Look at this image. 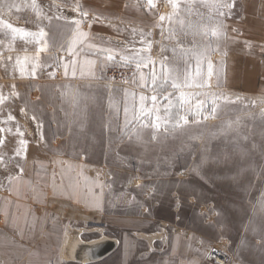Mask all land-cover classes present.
Here are the masks:
<instances>
[{"label":"rangeland","instance_id":"374dc122","mask_svg":"<svg viewBox=\"0 0 264 264\" xmlns=\"http://www.w3.org/2000/svg\"><path fill=\"white\" fill-rule=\"evenodd\" d=\"M140 2L161 10L160 16L165 17L163 21L153 17L152 47L145 54L156 63L142 71L159 70V61L166 58V64L178 73L186 68L194 72L195 58L182 56L179 49L203 50L209 44L214 49L208 56L214 74L207 78V63L201 69L210 87L173 90L168 85L159 93L160 115L168 103L162 97L172 93L170 98L175 99L180 91L210 93L208 100L215 99L216 111H211V103L202 114L180 110L188 123L167 133L161 129L156 139L150 127L141 132L139 140L123 135V103L131 109L134 93L139 108L141 93L153 95L139 87L138 80L133 82L135 65L120 59L144 47L141 32L132 34L137 47L133 43L132 49L123 48L120 56L107 62L98 80L51 79L48 74L55 71L52 54L61 50L39 51V66L33 75L38 49L0 47V97H5L0 103V170L25 167L27 161L16 155L21 140L35 138L34 146L39 149L85 155L106 173L110 208L101 217L59 209L67 238L78 231L84 242L106 236L121 250L146 249L150 234L165 230L199 242L208 249V259L211 250L221 248L229 254L231 264H264V97L220 87L223 37L199 34L202 26L215 24V19H209L217 15L211 7L200 0H174V12L173 0H153L154 7L147 0ZM236 8L235 3L231 15ZM57 12V32H46V41L59 43L66 37L68 19L59 7ZM42 22L48 28V21ZM144 34L148 39V32ZM7 36L13 41L18 34ZM30 39L25 38L26 42ZM121 259L118 255L116 264Z\"/></svg>","mask_w":264,"mask_h":264},{"label":"crops","instance_id":"0c3cea01","mask_svg":"<svg viewBox=\"0 0 264 264\" xmlns=\"http://www.w3.org/2000/svg\"><path fill=\"white\" fill-rule=\"evenodd\" d=\"M236 5V13L223 22L220 87L264 97V0H237ZM78 6L88 12L87 17L79 15ZM58 7L68 19L66 37L59 43L51 39L44 47V41L38 43L33 37L26 42L22 33L10 41L7 34L12 30L0 24V47L61 50L53 52L50 61L55 71L48 74L60 81L98 80L109 61L103 50H112L115 57L123 48L132 49L133 43L137 47L132 34L152 33L153 17L161 14V10L147 8L140 0H0V21L29 32L43 29L54 34ZM43 19L48 21V28L43 27ZM74 20H82L80 30L87 33L76 45L75 57L67 51L76 29ZM73 58L75 75L71 66L65 75L63 65ZM33 139L27 142L32 148L18 158L27 161L24 168L0 170V264H116L118 255L121 264H211L208 249L199 242L165 230L151 233L146 249L116 247L94 262L80 258L82 245L78 243L69 250L72 234L67 238L58 210H75L87 217L106 216L110 208L106 173L85 155L39 149ZM156 236L158 239L153 238Z\"/></svg>","mask_w":264,"mask_h":264},{"label":"snow or ice","instance_id":"6c2138e0","mask_svg":"<svg viewBox=\"0 0 264 264\" xmlns=\"http://www.w3.org/2000/svg\"><path fill=\"white\" fill-rule=\"evenodd\" d=\"M201 3L206 4L207 6L211 7V9L217 14L215 17L209 16V19H215V24L212 26H202V30L199 32L202 36H209L220 38L224 36L223 31V18L226 16H230L232 9L235 7L236 0H231V2H228V0H200ZM147 4L149 7H154L153 0H147ZM173 11L176 10V4L173 0L172 3ZM78 12L81 17H87L88 12L80 10L78 6ZM165 19L164 16H160V20L163 21ZM169 21L173 20L172 16L168 17ZM76 25V29L73 33L72 41L69 44V47L67 49L68 53L71 54L73 57L78 55L77 52H75L76 45L82 43L83 38L87 36V33L80 30V25L83 22L82 20H74L72 21ZM0 24H3L5 28L11 29L14 34H20L22 33V38L27 37H33L37 40L39 43L40 41H44V47H46V36L47 33L41 29L39 32H29L23 29L13 28L11 24H8L6 22L0 21ZM181 24L183 25V21H181ZM188 27L195 28V25H188ZM169 31L171 32L172 29L170 28ZM197 34V33H193ZM141 44L144 45V47L140 49L134 50L133 55L130 56H121V62L124 64H134L135 65V71L133 73L134 83L137 82L139 87L150 90L153 95L147 96L143 93L140 94L138 100H139V108H136V97L135 94L132 93L133 98V105L130 109L129 106H125L124 108V126H123V135L129 136L131 139L132 137H135L137 140L140 139L141 132L145 128H151L153 130L152 138L156 139V134L161 129L165 133L169 131L171 128L172 130H175L176 128L182 127L183 125H186L188 123L187 116H180L179 112L180 110H183L186 114H202L203 111H205V105L211 103L212 108L211 111L214 113L216 111V101L215 99H212L211 101L208 100L210 93L205 92H185L180 91L179 95L175 96V99H171L170 97L173 95L170 93L168 96L162 97V99H165L168 101L167 105L163 107L164 115H160L161 107L159 106V93L165 89L168 85L171 86L173 90H179V89H185V88H197V89H203L210 87V85L207 83V80L205 78L204 73L202 72V64L207 63V78H211V76L214 74L213 69V63L210 59H208L209 54L211 51H214V49L211 48V45H207L203 50H196V49H190L185 50L183 48L179 49L180 54L182 56H188L191 55L195 58L196 64H195V70L194 72L189 71L187 68L183 70L182 73H178L177 70L174 67L168 66L166 64V58L165 60L159 61L160 63V69L157 70L155 67L152 68L150 72H144L142 69H146L149 67V65H155V61H153L152 57L148 54H145L147 52H150L152 47V41L148 40L146 38V35L141 31ZM151 33H148L147 36H150ZM163 35V32H162ZM44 47L41 49H38L37 55L34 58L37 63L33 65V75L35 74L36 67L39 66V51L44 50ZM91 47V45H90ZM107 55L108 60L115 59L114 55L112 54V50L104 49ZM173 53H177V49H172ZM27 59V58H25ZM20 61L18 60L17 63ZM86 64H93V61H86ZM65 69V75H67L68 69L71 66L72 73L75 75V66H76V60L73 58L69 63H65L64 65ZM21 74H24L23 68L21 69ZM83 74V72L81 73ZM199 97H204V99H199ZM5 97H0V103L3 102ZM151 102V106H148V102ZM195 101V103H193ZM23 111V109H22ZM207 119V117H204ZM9 119H13V117L9 116ZM144 121H150L151 123H144ZM174 121V122H173ZM0 131H3V129H0ZM19 131V129L17 130ZM22 135V133H20ZM2 143V141H0ZM20 148L17 149L16 155H20L21 152H26V144L27 142L24 140L19 141ZM0 160H2V157H0ZM22 171V169H21ZM12 177H9V180H11Z\"/></svg>","mask_w":264,"mask_h":264},{"label":"water","instance_id":"95a60500","mask_svg":"<svg viewBox=\"0 0 264 264\" xmlns=\"http://www.w3.org/2000/svg\"><path fill=\"white\" fill-rule=\"evenodd\" d=\"M115 247V241H105L99 244H95L92 247H88L86 253L89 256V261L94 262L110 254L115 249Z\"/></svg>","mask_w":264,"mask_h":264},{"label":"bare ground","instance_id":"6f19581e","mask_svg":"<svg viewBox=\"0 0 264 264\" xmlns=\"http://www.w3.org/2000/svg\"><path fill=\"white\" fill-rule=\"evenodd\" d=\"M78 231H76L75 232V234L73 235V236H71V237H69V246H68V248H69V250L70 249H73L75 246H77L78 245V243H80L82 246V249H81V256H80V258L82 257V258H86V259H88L89 260V256H88V254L86 253V250L88 249V247H92V246H94L95 244H99V243H101V242H105V241H114V240H112V239H109V238H107L106 236H104V237H102L100 240H97V241H94V242H88V243H86V242H84V241H82V239L80 238V237H78ZM71 255H72V257L74 256H76L75 255V252H71L70 253ZM70 254H68V256H70Z\"/></svg>","mask_w":264,"mask_h":264},{"label":"built area","instance_id":"2783aa9c","mask_svg":"<svg viewBox=\"0 0 264 264\" xmlns=\"http://www.w3.org/2000/svg\"><path fill=\"white\" fill-rule=\"evenodd\" d=\"M209 261L211 264H231L229 254L221 248H215L210 251Z\"/></svg>","mask_w":264,"mask_h":264}]
</instances>
